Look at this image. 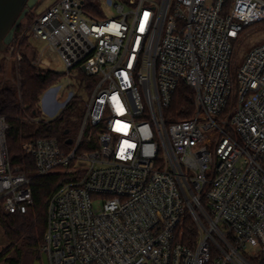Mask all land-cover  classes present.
<instances>
[{"label":"built area","instance_id":"1","mask_svg":"<svg viewBox=\"0 0 264 264\" xmlns=\"http://www.w3.org/2000/svg\"><path fill=\"white\" fill-rule=\"evenodd\" d=\"M120 1L106 0L118 10L108 17L98 0L96 17L84 0H56L19 34L45 42L36 65L60 59L68 76L97 78L68 148L23 144L36 175L64 176L47 202L49 264H264V43L234 62L248 28L264 24V0ZM181 83L195 112L167 122ZM60 87L29 122L76 97L59 102ZM8 127L0 109V200L26 213L32 178L10 162ZM189 216L193 245L178 239Z\"/></svg>","mask_w":264,"mask_h":264},{"label":"trees","instance_id":"2","mask_svg":"<svg viewBox=\"0 0 264 264\" xmlns=\"http://www.w3.org/2000/svg\"><path fill=\"white\" fill-rule=\"evenodd\" d=\"M84 2L86 12L96 17L104 16L98 0ZM32 18L16 30L18 45L12 56L16 57L18 52L22 55V58L17 60L18 77L12 79L7 76L5 63L0 64V109L7 115L9 123L6 136L10 162L31 175L34 203L26 213H10L4 208L3 200H0V227L9 243L0 250V264H27V256L31 258L30 264L35 259L41 260L47 229V202L64 178L60 173L36 175L34 160L24 150V142L38 137H57L62 147L68 148L66 140L70 136L69 133L73 129L77 132L86 109L85 100L76 96L56 118L39 123L27 120L28 116L42 115L41 96L49 87L59 85L67 77L66 71L44 68L34 63L37 50L30 43L29 37H19ZM96 80L95 76L85 73L81 75L79 82L87 95L93 92ZM194 112L195 90L181 83L174 93L171 106L165 111V119L167 122L188 119ZM66 130L69 132L65 133ZM202 204L206 207L204 200ZM197 237L198 226L194 218L189 216L178 239L193 245Z\"/></svg>","mask_w":264,"mask_h":264},{"label":"rangeland","instance_id":"3","mask_svg":"<svg viewBox=\"0 0 264 264\" xmlns=\"http://www.w3.org/2000/svg\"><path fill=\"white\" fill-rule=\"evenodd\" d=\"M56 0H38L37 4L35 7L30 11L31 14H28L27 17L23 20L24 22L29 21L32 16L35 14H41L43 13L50 5H52ZM115 3H120V0H114ZM101 5L103 9L106 12V15L108 17H114L118 13V10L116 7L113 5L107 4L106 0H102ZM125 10H129V6L126 5ZM22 23V24H23ZM251 28V29H250ZM250 29L249 35L246 37V39L242 42V44L236 49L235 52V58L234 62L236 64V67L239 68L242 66V64L245 61V57L248 54V52L254 48L255 46H258L260 44L264 43V24H259L254 27H249ZM16 36V35H15ZM30 43L35 47L37 51H42L45 47V42L41 39L35 38V37H30L29 39ZM5 63L6 68H7V76L10 78H15L18 77V71H17V58L11 56V47L8 46L5 50L0 51V64ZM53 70L56 71H66V67L63 64V62L59 59L53 62L52 66L50 67ZM81 82H79L77 76H76V71L72 70L71 74L63 79L59 85L60 90L58 92V101L62 102L65 101L69 92L70 91H75V96H78L80 99H88L89 95H87L84 91V89L81 87ZM44 94L41 97V109L43 110V104H42V98ZM61 111V110H60ZM45 114V113H44ZM59 113L55 115H49L45 114L49 118H55ZM70 136L75 137V129L72 130L71 133H69ZM99 202L95 203V206H97ZM9 245L8 241H6L5 237L3 236L2 229L0 227V250L7 247ZM25 262L27 264L31 262L30 257H25Z\"/></svg>","mask_w":264,"mask_h":264},{"label":"water","instance_id":"4","mask_svg":"<svg viewBox=\"0 0 264 264\" xmlns=\"http://www.w3.org/2000/svg\"><path fill=\"white\" fill-rule=\"evenodd\" d=\"M37 2L38 0H0V51L12 43L17 28ZM67 143H72V139H68ZM32 264H49L47 253L42 251L41 260L35 259Z\"/></svg>","mask_w":264,"mask_h":264},{"label":"flooded vegetation","instance_id":"5","mask_svg":"<svg viewBox=\"0 0 264 264\" xmlns=\"http://www.w3.org/2000/svg\"><path fill=\"white\" fill-rule=\"evenodd\" d=\"M15 35H16V33H15ZM14 38H15V36H14ZM9 46V45H8Z\"/></svg>","mask_w":264,"mask_h":264},{"label":"bare ground","instance_id":"6","mask_svg":"<svg viewBox=\"0 0 264 264\" xmlns=\"http://www.w3.org/2000/svg\"><path fill=\"white\" fill-rule=\"evenodd\" d=\"M125 1H128V0H125Z\"/></svg>","mask_w":264,"mask_h":264}]
</instances>
